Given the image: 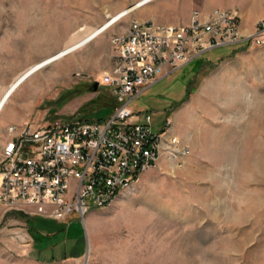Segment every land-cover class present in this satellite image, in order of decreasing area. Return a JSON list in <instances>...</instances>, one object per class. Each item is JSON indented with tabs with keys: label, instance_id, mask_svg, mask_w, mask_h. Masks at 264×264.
<instances>
[{
	"label": "rangeland",
	"instance_id": "obj_1",
	"mask_svg": "<svg viewBox=\"0 0 264 264\" xmlns=\"http://www.w3.org/2000/svg\"><path fill=\"white\" fill-rule=\"evenodd\" d=\"M136 1L0 0V97L30 65ZM201 1L152 0L41 67L0 116V147L11 124L103 117L115 98L108 85L91 87L112 66V33L133 21H177L187 7L202 11ZM130 107L151 114L153 131L171 120L190 147L184 163L161 159L112 205L55 220L83 229L82 248L69 232L44 244L29 221L46 217L0 202V264H264V36L204 52L149 84Z\"/></svg>",
	"mask_w": 264,
	"mask_h": 264
},
{
	"label": "built area",
	"instance_id": "obj_2",
	"mask_svg": "<svg viewBox=\"0 0 264 264\" xmlns=\"http://www.w3.org/2000/svg\"><path fill=\"white\" fill-rule=\"evenodd\" d=\"M237 9L191 11L186 23L133 21L112 33V66L99 79L116 104L106 117L55 118L43 125L7 128L0 147V202L56 221L112 205L141 174L164 159L182 164L190 147L167 118L159 131L152 117L130 107L151 83L221 46L260 43L264 19L243 35ZM144 120V122H142Z\"/></svg>",
	"mask_w": 264,
	"mask_h": 264
},
{
	"label": "bare ground",
	"instance_id": "obj_3",
	"mask_svg": "<svg viewBox=\"0 0 264 264\" xmlns=\"http://www.w3.org/2000/svg\"><path fill=\"white\" fill-rule=\"evenodd\" d=\"M151 1L152 0H138L133 5H131L130 7H125V8L117 11L116 13H114L112 15H108L109 17H108L107 20H105L102 24H100L99 26H97L93 30L89 31L83 37H81L78 40H76L75 42L71 43L69 46H67L63 50L58 51L57 53H55V54H53V55H51V56H49V57H47L45 59H42L41 61H39L37 63H34V64L30 65L28 68H26L24 71H22L11 82V84L8 87H6V89L4 88L5 90H4L3 94H2V96L0 97V116L4 112H6L5 111L6 108H7L6 105H7L8 102H10L9 99L12 97V95L16 91H18L17 89L20 86L24 85V83L26 82L25 80L28 79L37 70H39L41 67H43L44 65L48 64L49 62L65 56L69 52H71V51L79 48L80 46L88 43L89 41H92V40H94L96 38H101V36L104 33V31L107 30L113 23H115L116 21H118L122 16H124L125 14H127L132 9L140 8V7H142V6L150 3ZM35 82H37V81H30L28 83V85L27 84L26 85L28 87L29 85H32ZM33 92H35V91H33Z\"/></svg>",
	"mask_w": 264,
	"mask_h": 264
},
{
	"label": "crops",
	"instance_id": "obj_4",
	"mask_svg": "<svg viewBox=\"0 0 264 264\" xmlns=\"http://www.w3.org/2000/svg\"><path fill=\"white\" fill-rule=\"evenodd\" d=\"M198 5L202 11H209L217 6L237 9L241 18L240 29L243 35H250L253 33L256 23L260 19H264V0H202ZM190 12V7H187L182 19L174 22H171V20H166L163 22H187ZM147 18L151 19L150 16Z\"/></svg>",
	"mask_w": 264,
	"mask_h": 264
},
{
	"label": "trees",
	"instance_id": "obj_5",
	"mask_svg": "<svg viewBox=\"0 0 264 264\" xmlns=\"http://www.w3.org/2000/svg\"><path fill=\"white\" fill-rule=\"evenodd\" d=\"M115 105H113V107L108 108L107 110V114H105L103 117H100V119L106 117L107 115H109L114 108ZM89 119V118H86ZM29 225L30 228L35 232V234L39 235L42 238V242L46 245L52 243V242H61V240H53V236H55L56 234H59L60 232L63 235L62 241L66 238V233L69 232V235L67 236L69 240L73 241L72 246L73 245H78L80 248L83 247L84 245V238H83V229H75V230H70L69 225H56L55 220L47 218V219H43V220H31L29 221ZM39 227V228H38ZM40 229H46L48 230L49 237H47V235H43V232H41L42 230ZM73 236V237H72ZM44 238V239H43ZM48 238V239H47ZM45 241V242H44ZM43 245V246H46Z\"/></svg>",
	"mask_w": 264,
	"mask_h": 264
},
{
	"label": "water",
	"instance_id": "obj_6",
	"mask_svg": "<svg viewBox=\"0 0 264 264\" xmlns=\"http://www.w3.org/2000/svg\"><path fill=\"white\" fill-rule=\"evenodd\" d=\"M98 81H95L94 83H93V85H92V87H91V90H93V91H95V90H97V88H98Z\"/></svg>",
	"mask_w": 264,
	"mask_h": 264
}]
</instances>
